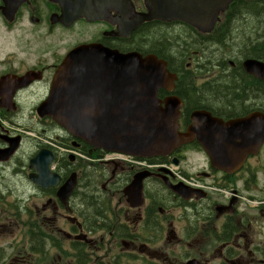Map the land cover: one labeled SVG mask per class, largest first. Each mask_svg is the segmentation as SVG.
Returning a JSON list of instances; mask_svg holds the SVG:
<instances>
[{
	"label": "flooded vegetation",
	"instance_id": "obj_1",
	"mask_svg": "<svg viewBox=\"0 0 264 264\" xmlns=\"http://www.w3.org/2000/svg\"><path fill=\"white\" fill-rule=\"evenodd\" d=\"M68 1L87 15L66 26L56 0H0V154L14 148L7 161H0V173L21 184H0V201L11 203L0 220V236L13 238L0 246V264H264V150L247 157L238 171L227 173L214 168L193 141L169 157L146 158L145 167L118 158L111 169L97 173L100 181L95 178L93 184L83 157L84 142L36 113L68 52L96 43L166 61L175 83L181 79L180 93H174V87L159 95L180 97L182 131L192 123L194 111L224 121L255 111L264 114L263 71L252 73L245 66L248 60L264 65V25L252 23L255 31L237 19L242 12L228 19L231 10H226L235 2L230 1L217 21L216 14L198 26L181 20L150 21L121 34V26L146 9L144 0H87V9L77 0ZM213 10L203 6L198 12ZM147 24L141 33L140 27ZM71 29L76 39L67 46L63 34ZM147 32L148 39H164L163 48L147 43L141 36ZM168 38L180 39V48ZM41 148L53 151V171L60 177L46 188L33 182L32 178L41 179L30 165ZM70 151L81 155L69 159ZM193 151L203 154V165L180 166L179 157L185 159ZM170 157L178 158L177 172L187 184L202 182L208 190L194 192L185 183L177 191L168 187L167 177L172 184L178 180L171 172H160L157 163ZM140 172L141 205L123 194ZM72 175L75 187L64 204L57 193Z\"/></svg>",
	"mask_w": 264,
	"mask_h": 264
},
{
	"label": "water",
	"instance_id": "obj_2",
	"mask_svg": "<svg viewBox=\"0 0 264 264\" xmlns=\"http://www.w3.org/2000/svg\"><path fill=\"white\" fill-rule=\"evenodd\" d=\"M59 1L66 22L85 12L79 11L77 4L76 8L67 0ZM227 1L146 0L151 12L123 24L121 34H127L137 24L151 19H180L202 25L210 22L216 10ZM77 2L85 9L88 6L87 0ZM203 6L214 10L199 13ZM246 64L250 72H255V61ZM174 78L166 69V63L155 56L143 58L135 53L121 54L100 44L81 45L71 50L57 69L48 99L37 108V113L41 117L48 116L68 134L85 141L95 150L132 157L166 156L180 145L196 139L213 166L229 171L238 167L248 154L259 150L264 142V115L260 113L224 122L204 111H196L192 114L194 124L188 131H178L179 100L166 99L163 107L157 98L159 89H171ZM13 150L0 154V161L7 160ZM53 159V153L47 149H41L31 159L30 165L41 179L32 178L33 182L45 188L56 185L59 177L49 168ZM142 175H136L125 189L127 197L137 203L138 199L142 200ZM165 182L174 191L181 187ZM74 185L72 175L59 188L57 196L62 203H66ZM180 195L184 197L182 193Z\"/></svg>",
	"mask_w": 264,
	"mask_h": 264
},
{
	"label": "rangeland",
	"instance_id": "obj_3",
	"mask_svg": "<svg viewBox=\"0 0 264 264\" xmlns=\"http://www.w3.org/2000/svg\"><path fill=\"white\" fill-rule=\"evenodd\" d=\"M243 16H244V18H243ZM237 17H238L237 19H240V21L247 22L251 28H254L255 31H256L257 25L252 24V23H258V22L264 23V12L263 13L260 12V14H258L256 18L253 15L245 13V12L240 13V15H238ZM259 32L260 31H257V34ZM234 33L236 34V32H234ZM245 36H248V34H245ZM250 36L251 35H249V37ZM74 37H75V29H71L70 31H67L63 34V38H64L63 42H65L66 44H68L67 46H69L76 39ZM234 37H235V35H234ZM172 40H174V42L176 41L177 49H178V47L180 48V42H181L180 39H177V38L176 39L175 38L169 39L168 38L167 42L172 43ZM175 49H174V51H175ZM174 51H173V54H175ZM196 152L197 151H193L192 153H186L185 154V159H183L181 162L182 167H190V166L201 167L203 165V162L200 161L203 159V154L200 153L199 151H198L199 153H196ZM263 161H264V152L262 154L261 162H263ZM13 182H16L15 184L19 185V187H21V184L16 179H11L9 176L2 175L0 173V184H2V188L7 187V186H15L13 184ZM10 183H12V184H10ZM0 198H3V197H0ZM10 198L11 197H7V199L9 201H11ZM10 208H11V203L6 202L4 199H2V201H0V220H3V218L5 216L4 215L5 211L9 210ZM1 234L2 235L0 236V246L8 245L9 242L11 241V239H13V238L9 235H5L4 233H1ZM19 238L20 237H16V241H18Z\"/></svg>",
	"mask_w": 264,
	"mask_h": 264
},
{
	"label": "trees",
	"instance_id": "obj_4",
	"mask_svg": "<svg viewBox=\"0 0 264 264\" xmlns=\"http://www.w3.org/2000/svg\"><path fill=\"white\" fill-rule=\"evenodd\" d=\"M231 13L229 14L228 16V19H230L231 17H233L234 15L238 14L239 12H243V10H247V12L251 15H253L255 18L257 17L258 14H260V12H264V0H258L256 2H247V1H242V0H238V1H235L233 4H231ZM229 10V11H230ZM229 21V20H228ZM258 23H262L264 25L263 22H258ZM149 27V24L147 25H144L143 27H140V31H142L141 33H143V31L145 29H147ZM145 36L146 39H148L151 35L147 33H144V34H141V36ZM223 38V34H221L219 36V39H222ZM147 43L150 42V44H153L155 47H160V48H163L164 44H165V40L162 39L161 37H158V36H152L151 39H148L146 40ZM153 47V46H152ZM154 48V47H153ZM257 50V48H256ZM159 53V51H158ZM249 84V83H248ZM191 86L192 83H190ZM250 86V85H249ZM253 87H255L254 85H252ZM180 88H181V79H180V82H178L176 84V93H180ZM225 98H226V95H224ZM228 97V96H227ZM227 100V99H225ZM228 102H230V100H228ZM89 149V147H87L85 145V151ZM88 151V150H87ZM86 151V152H87ZM64 165H68V163L64 162L63 161V166ZM96 169H90V175L92 174L93 176H91V182L94 184L95 182V178H96ZM98 178V177H97ZM100 178V176H99ZM88 199V198H87ZM95 204V203H94ZM95 211H97V209L95 208Z\"/></svg>",
	"mask_w": 264,
	"mask_h": 264
}]
</instances>
